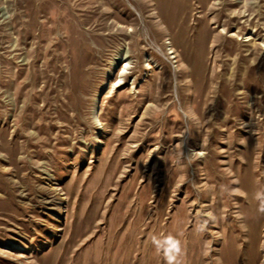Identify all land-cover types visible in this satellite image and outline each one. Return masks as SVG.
Listing matches in <instances>:
<instances>
[{
    "label": "rangeland",
    "instance_id": "obj_1",
    "mask_svg": "<svg viewBox=\"0 0 264 264\" xmlns=\"http://www.w3.org/2000/svg\"><path fill=\"white\" fill-rule=\"evenodd\" d=\"M262 208L264 0H0V264H264Z\"/></svg>",
    "mask_w": 264,
    "mask_h": 264
},
{
    "label": "clouds",
    "instance_id": "obj_2",
    "mask_svg": "<svg viewBox=\"0 0 264 264\" xmlns=\"http://www.w3.org/2000/svg\"><path fill=\"white\" fill-rule=\"evenodd\" d=\"M97 126H102L98 119L94 121ZM264 210V208H262ZM207 225V221L200 225L199 230L203 231ZM151 243L155 249L157 255H162L165 260V264H183L181 256L183 254V248L181 241L172 234H153L151 237Z\"/></svg>",
    "mask_w": 264,
    "mask_h": 264
}]
</instances>
